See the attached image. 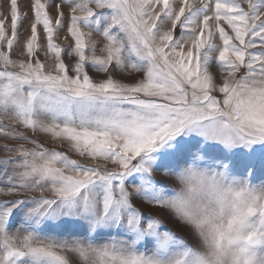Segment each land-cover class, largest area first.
Segmentation results:
<instances>
[{
    "label": "snow or ice",
    "instance_id": "obj_1",
    "mask_svg": "<svg viewBox=\"0 0 264 264\" xmlns=\"http://www.w3.org/2000/svg\"><path fill=\"white\" fill-rule=\"evenodd\" d=\"M4 8L0 264H264V0Z\"/></svg>",
    "mask_w": 264,
    "mask_h": 264
},
{
    "label": "clouds",
    "instance_id": "obj_2",
    "mask_svg": "<svg viewBox=\"0 0 264 264\" xmlns=\"http://www.w3.org/2000/svg\"><path fill=\"white\" fill-rule=\"evenodd\" d=\"M188 170H191V172L194 173H201L205 172L206 168L203 164L197 165L196 163H190L189 165L184 166V171L187 172ZM216 171H220V169H216ZM175 181V193L174 195L180 196L185 194L188 185L180 179L179 176H173L172 177ZM239 180V184H234L233 187L236 189L237 192L240 191L241 188L245 187V178L241 177H230ZM247 188L251 192V197L249 196L248 192H240L239 200L242 202L243 206H251L254 207L256 210H259L260 208H264V182L260 183H252L251 181L248 182ZM252 197H258L259 199L253 202ZM233 195L230 194L229 199H232ZM198 203V201H197ZM194 210L195 207H194ZM250 223H255L252 218H249ZM226 223V221H225ZM206 231L208 230V226H206ZM199 239V237H197ZM199 251L205 252L207 251V246L204 244L203 240L200 241V246L198 248Z\"/></svg>",
    "mask_w": 264,
    "mask_h": 264
},
{
    "label": "rangeland",
    "instance_id": "obj_3",
    "mask_svg": "<svg viewBox=\"0 0 264 264\" xmlns=\"http://www.w3.org/2000/svg\"><path fill=\"white\" fill-rule=\"evenodd\" d=\"M29 2L30 0H20V6H21V10H22V13L24 11H28V8H29ZM0 3H3L5 4V8L3 9V14L4 15H7V8H6V4H7V0H0ZM29 16H31V13L29 12ZM27 28V21L25 22L24 26L22 27L21 29V33L22 35H26L27 33L25 32V29ZM65 33L64 32H61L60 33V38L57 40L58 43L61 44V46L63 47L66 43H69L70 42V37L68 38V40H65ZM93 39L94 40H97L99 41L100 39H102V37L94 34L93 35ZM99 54V51L98 53ZM214 72L216 71V68L213 67L212 69ZM89 72L95 77L97 76V73L93 70V69H89ZM5 123H8V121H5ZM23 129H21L22 131ZM14 143H18L16 141H10V140H4L3 138H0V144H14ZM57 148H59V145H56ZM5 155L3 149H0V157H3ZM73 158H76L75 156H73ZM154 178L157 180V181H160L162 178H163V173H157V174H154ZM252 183L256 184V183H260V182H264V173H260L258 172L257 173V177L255 179H252L251 181ZM169 189V194H171V190L172 189H175V181L172 177H169L167 179V185H166ZM152 207H156V206H152ZM163 230V229H162ZM179 235H183V233H179ZM189 244H192L193 241L192 240H189L188 241Z\"/></svg>",
    "mask_w": 264,
    "mask_h": 264
}]
</instances>
